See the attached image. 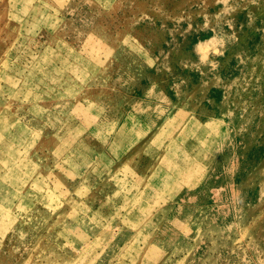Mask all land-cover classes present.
Listing matches in <instances>:
<instances>
[{"label":"rangeland","instance_id":"rangeland-1","mask_svg":"<svg viewBox=\"0 0 264 264\" xmlns=\"http://www.w3.org/2000/svg\"><path fill=\"white\" fill-rule=\"evenodd\" d=\"M0 207V264H264V0H0Z\"/></svg>","mask_w":264,"mask_h":264},{"label":"bare ground","instance_id":"bare-ground-1","mask_svg":"<svg viewBox=\"0 0 264 264\" xmlns=\"http://www.w3.org/2000/svg\"><path fill=\"white\" fill-rule=\"evenodd\" d=\"M0 211H1V213H2L3 224H4L5 222H8V220H11L12 215H11L10 213L5 212V211L3 210L2 207H0ZM3 224H2V226H3ZM7 226H8V225H7ZM7 226H6V227H7ZM6 227L3 226V228H6Z\"/></svg>","mask_w":264,"mask_h":264}]
</instances>
